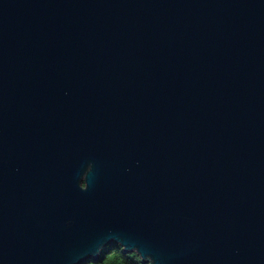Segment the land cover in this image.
Listing matches in <instances>:
<instances>
[{"label":"water","instance_id":"water-1","mask_svg":"<svg viewBox=\"0 0 264 264\" xmlns=\"http://www.w3.org/2000/svg\"><path fill=\"white\" fill-rule=\"evenodd\" d=\"M264 264V0H0V264Z\"/></svg>","mask_w":264,"mask_h":264},{"label":"trees","instance_id":"trees-1","mask_svg":"<svg viewBox=\"0 0 264 264\" xmlns=\"http://www.w3.org/2000/svg\"><path fill=\"white\" fill-rule=\"evenodd\" d=\"M83 264H145L138 255L127 253L117 244L106 247L98 260H88Z\"/></svg>","mask_w":264,"mask_h":264}]
</instances>
